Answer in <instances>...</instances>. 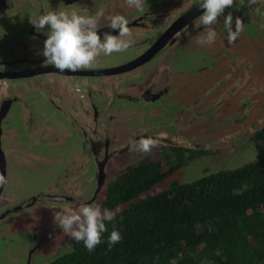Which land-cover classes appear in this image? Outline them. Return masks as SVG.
I'll use <instances>...</instances> for the list:
<instances>
[{"label":"flooded vegetation","instance_id":"obj_1","mask_svg":"<svg viewBox=\"0 0 264 264\" xmlns=\"http://www.w3.org/2000/svg\"><path fill=\"white\" fill-rule=\"evenodd\" d=\"M202 2L145 0L141 11L124 0H0V173L8 181L0 187V258L7 264H48L72 249L76 241L53 219L62 202L118 213L195 170L192 178L246 163L239 153L256 148L264 127V0H236L224 16L231 12L233 24L240 17L243 32L229 44L221 16L211 45L199 42ZM100 9L101 36L118 34L110 16L129 20L127 51L76 71L45 61L50 30L37 32L31 19ZM149 136L158 146L133 150L130 140ZM141 165L157 166L162 177L111 203L113 187Z\"/></svg>","mask_w":264,"mask_h":264},{"label":"trees","instance_id":"obj_2","mask_svg":"<svg viewBox=\"0 0 264 264\" xmlns=\"http://www.w3.org/2000/svg\"><path fill=\"white\" fill-rule=\"evenodd\" d=\"M253 141V160L134 198L105 221L95 250L75 242L48 264H264V127ZM162 174L155 165L129 170L111 203L132 199ZM113 227L122 239L109 248Z\"/></svg>","mask_w":264,"mask_h":264},{"label":"clouds","instance_id":"obj_3","mask_svg":"<svg viewBox=\"0 0 264 264\" xmlns=\"http://www.w3.org/2000/svg\"><path fill=\"white\" fill-rule=\"evenodd\" d=\"M128 7L143 10L145 0H124ZM258 0H248V6L257 4ZM236 0H203L200 17L205 33L200 38L201 44L211 45L215 42L217 33L213 28L219 18L224 16L225 10L232 8ZM103 9L94 14L85 12L79 14L76 10L48 11L30 22L37 32L46 27L50 30L44 41L42 55L49 64L60 72L66 70L91 67L101 55L111 56L113 53L127 51L134 42L133 32L129 28V20L122 14L109 17L111 30L100 35V21L104 17ZM224 27L227 30L228 43H234L244 30V22L240 17L235 18L228 12L224 16ZM133 150L149 153L160 143L159 137H142L138 141L130 140ZM7 178L0 173V187L7 184ZM116 212L102 209L99 204L80 203L78 205L62 202L54 212V223L62 229L65 235L76 242L83 241L86 249L95 250L102 240V234L108 229L105 221H113ZM122 239L121 233L113 227L108 238L109 248ZM170 264H176L172 260Z\"/></svg>","mask_w":264,"mask_h":264},{"label":"rangeland","instance_id":"obj_4","mask_svg":"<svg viewBox=\"0 0 264 264\" xmlns=\"http://www.w3.org/2000/svg\"><path fill=\"white\" fill-rule=\"evenodd\" d=\"M239 155H241V156H243L244 158H246V160L245 161H243V163L244 162H248V161H251V160H253L255 157H256V148L254 147V146H252L251 145V147H249V148H247V149H244L243 151H241L240 153H239ZM240 158H242V157H240ZM198 173V171L197 170H195V171H193V172H190L189 174H191L190 176L188 175L187 176V179H190V178H192L193 176H195V174H197ZM34 181L36 180V179H34V178H32ZM193 179V178H192ZM41 180V179H40ZM0 263H2V264H7V261L6 260H2L1 258H0Z\"/></svg>","mask_w":264,"mask_h":264}]
</instances>
